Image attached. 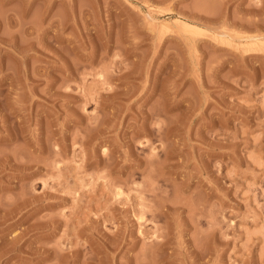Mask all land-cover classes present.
Segmentation results:
<instances>
[{
	"label": "rangeland",
	"instance_id": "rangeland-1",
	"mask_svg": "<svg viewBox=\"0 0 264 264\" xmlns=\"http://www.w3.org/2000/svg\"><path fill=\"white\" fill-rule=\"evenodd\" d=\"M0 264H264V0H0Z\"/></svg>",
	"mask_w": 264,
	"mask_h": 264
},
{
	"label": "bare ground",
	"instance_id": "bare-ground-1",
	"mask_svg": "<svg viewBox=\"0 0 264 264\" xmlns=\"http://www.w3.org/2000/svg\"><path fill=\"white\" fill-rule=\"evenodd\" d=\"M181 27H184V28H186V29H188V30H191V31H197V30H199V28H198V26H196V25H194V24H191V23H188V22H185V21H181V25H180ZM255 36H257V34L255 35H253V34H251V36L249 35V38L250 39H247V40H253V41H255L254 39H256V38H258V37H255ZM248 38V37H247ZM253 41H249V42H253ZM248 42V41H247ZM246 44V43H245Z\"/></svg>",
	"mask_w": 264,
	"mask_h": 264
}]
</instances>
